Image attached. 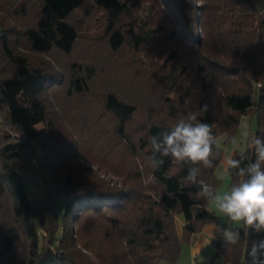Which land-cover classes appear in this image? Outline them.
<instances>
[{
  "label": "trees",
  "instance_id": "obj_1",
  "mask_svg": "<svg viewBox=\"0 0 264 264\" xmlns=\"http://www.w3.org/2000/svg\"><path fill=\"white\" fill-rule=\"evenodd\" d=\"M204 106L217 139L235 136L239 114L264 137L255 0H0V264L176 263L217 216L188 164L152 167L149 137ZM218 150L198 177L215 190ZM241 153L255 160L248 145L230 159ZM33 159L52 175L46 197L21 176ZM236 228L224 262L251 264L264 232Z\"/></svg>",
  "mask_w": 264,
  "mask_h": 264
},
{
  "label": "clouds",
  "instance_id": "obj_2",
  "mask_svg": "<svg viewBox=\"0 0 264 264\" xmlns=\"http://www.w3.org/2000/svg\"><path fill=\"white\" fill-rule=\"evenodd\" d=\"M207 111V106L199 112H189L179 119L173 127L149 137L151 161L154 169H159L170 158L181 166L188 164L185 179L197 185V198L214 203L227 223L217 225L224 242L236 245L241 233L235 224L243 223L248 229L264 232V137L245 134L248 148L254 151L255 160L251 161L244 153L238 158L226 161V171L237 179L224 191H217L212 185L199 180L201 166L213 168L219 157L217 138L212 126L201 122L198 116ZM215 146V147H214ZM251 264H264V238L253 241L247 252Z\"/></svg>",
  "mask_w": 264,
  "mask_h": 264
},
{
  "label": "rangeland",
  "instance_id": "obj_3",
  "mask_svg": "<svg viewBox=\"0 0 264 264\" xmlns=\"http://www.w3.org/2000/svg\"><path fill=\"white\" fill-rule=\"evenodd\" d=\"M256 5H257V10H259V12L264 15V0H256ZM91 24H95L91 22ZM96 44L100 45L103 49L104 52L106 54H108L107 51V47L104 46L105 44H102L101 42L95 41ZM152 56V54H151ZM151 56L148 55L146 63H153V58L151 61ZM126 58L129 59L130 57H133L131 54V50L130 48H125L123 49L120 53H118L115 56V59H117L118 61L120 60V58ZM52 59V58H51ZM65 59L66 57H62V60L59 64L62 65V67L67 68V63H65ZM136 60V59H135ZM136 64V63H134ZM63 68V69H64ZM59 70L62 71V68H60ZM240 115V125L238 126V130L235 134V136H233L230 140H228V142L224 141L226 138V135L223 134L222 136H219L217 139L218 145L220 148H222L223 153H222V159L220 161V163L218 164L216 168V175L219 178V185L216 188L217 191H224L227 188H229V176L227 174L226 171V159L228 157H230V153L233 152V150H246L247 149V138L245 136V134H250L251 132H254L257 129V118L255 116H251L249 114H239ZM42 125H38L39 128ZM117 159L122 157V154L120 153L119 155L116 156ZM38 160L37 159H33L32 162L33 166H32V170L29 169L26 172H22L23 178L25 179V184H26V188L28 191V195L30 198H34L37 196L40 197H46L48 195V184L47 182L50 181L52 179V175L49 171H47L43 166H39L38 165ZM32 172V173H31ZM99 173L103 174V171H98ZM105 177L108 176V178H111V173H106L104 174ZM209 209H212V211L215 212L216 216H217V221L213 222L217 225H225L227 223L226 218L223 216L222 213L219 212L218 208L216 207V205L214 203H210L208 202L207 206ZM243 227L246 228V226L243 225V223H239V224H235L233 225V227ZM221 240H222V245H219L218 248L214 245L209 244L208 247H203L200 251H198L199 253H197V255H191L190 254V243H184L182 245L181 248V253H180V257L179 259H177V263L174 264H205L203 262H207V261H212L213 258H215V261L213 264H226L224 262V257L225 254L228 256L229 252H230V246L228 244H226L222 238V236H220ZM219 249L220 252H217ZM205 252L207 255L209 254V256H204L201 255V252ZM217 253H219V256H215ZM205 257V258H204ZM161 264H167V263H162ZM211 264V263H210Z\"/></svg>",
  "mask_w": 264,
  "mask_h": 264
},
{
  "label": "crops",
  "instance_id": "obj_4",
  "mask_svg": "<svg viewBox=\"0 0 264 264\" xmlns=\"http://www.w3.org/2000/svg\"><path fill=\"white\" fill-rule=\"evenodd\" d=\"M256 1V0H255ZM259 1V0H258ZM234 151V150H233ZM233 153V152H232ZM231 153H230V157H231ZM223 156V155H222ZM230 157H228L226 159V161L228 159H230ZM222 159V158H221ZM221 161V160H220ZM226 167V166H225ZM216 226L217 224L215 223H207L205 224L202 229L195 233L192 237V240L190 242V246L191 249H190V254L193 256V255H197V253H199L198 251H200L203 247H208L209 244L211 245H214L218 248L217 245H222V240L220 238L221 234L219 231H217L216 229ZM214 241H216L214 243ZM220 241V242H218ZM217 252H220L219 249ZM201 255H204V256H209V254L207 255L205 252H201L200 253ZM219 253H217L215 256H219L218 255ZM226 257H228L226 254H225ZM224 257L223 259L225 260ZM205 258V257H204ZM177 263V262H176Z\"/></svg>",
  "mask_w": 264,
  "mask_h": 264
}]
</instances>
